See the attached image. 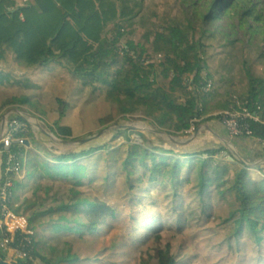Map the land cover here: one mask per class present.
Here are the masks:
<instances>
[{"label":"trees","instance_id":"1","mask_svg":"<svg viewBox=\"0 0 264 264\" xmlns=\"http://www.w3.org/2000/svg\"><path fill=\"white\" fill-rule=\"evenodd\" d=\"M234 1L188 0L190 9L186 10V16L165 24L161 31L155 32L154 50L164 56L158 64L147 59L141 42L127 41L120 45L107 39L110 24L125 30V21L136 14L130 7V0H0V86L12 88L23 83L13 80L11 70L5 65L12 53L24 70L56 67L76 79L81 93L91 97V102L98 97L110 109V113L102 118L104 124L119 117L120 120H127L129 116L143 112L156 129L185 135L195 125L193 121L208 111L203 106L206 99L203 88L208 81L203 78V73L211 74L207 67L204 39L213 38L215 31L204 29V36L197 38V24L203 28L219 19V11L226 12ZM119 2H122V7ZM249 17L254 18L255 24L249 23ZM242 27L247 31L250 46L254 38L258 47L264 45V19L261 15L255 17L251 11L245 12L240 18ZM240 44V39L229 40L226 44L232 50L229 54L234 61L238 60L235 51ZM159 79L170 80L174 89H166ZM249 81L248 108L256 111L260 105L264 109V78L249 75ZM188 83L201 91L198 97L194 96L191 100L187 97ZM31 102L32 99L15 95L5 101L4 107ZM65 113V110L60 113L61 119ZM215 118L221 122V115ZM15 121L25 122L23 118ZM248 129L251 138L245 141L253 142L251 139H255L264 144V123L249 121ZM26 130L29 132L31 129L27 126L19 130L20 138L29 137ZM131 133V130L119 132L107 144L82 152L58 156L47 148L53 156L52 161L28 155L27 177L36 180L37 185L45 179L63 180L70 184L69 198L58 199L56 206L38 213L46 217L59 213L58 218L43 226L46 231L50 230L54 235L94 234L109 218L115 217L113 206L92 198L85 188L99 176L92 169L90 158L98 152L116 148V140L123 135L128 140L126 148L110 152L112 157L106 160L104 172L107 173V180L120 175L131 187L150 192L151 198L146 205L153 210V215L145 227L152 230L155 241H160L163 234L176 236L204 220H216L224 230L225 241L231 246H241L246 240L256 246L262 245L264 179L254 178L248 167L240 162L234 161L236 167L233 168L227 166L220 157L225 152L233 158V152L216 146L186 153L156 146L145 147L131 142ZM55 134L62 140L70 141L73 130L59 120ZM37 141L32 139L31 143ZM24 147L14 142L11 149L25 151ZM2 156L6 163L7 152H3ZM186 157L187 160L183 161ZM8 177L16 181L15 189L24 186L13 172L3 174L0 186ZM48 189L51 187L48 186ZM229 198L237 203L236 207L226 216L219 215L216 210ZM14 210L21 213L19 208ZM33 221L30 219L32 226ZM1 237L0 234V241ZM0 258H6L2 251ZM77 260L79 257L71 254L61 258L64 262ZM16 264L51 262L36 250L31 258L17 260ZM140 264H154L152 250L141 252ZM156 264L198 262L196 258L181 261L171 251H163Z\"/></svg>","mask_w":264,"mask_h":264},{"label":"rangeland","instance_id":"2","mask_svg":"<svg viewBox=\"0 0 264 264\" xmlns=\"http://www.w3.org/2000/svg\"><path fill=\"white\" fill-rule=\"evenodd\" d=\"M139 3L140 6L137 5ZM119 4L122 7V2ZM130 7L135 10L136 14L125 21V30L114 27V23L110 24L107 29L108 41L118 42L120 45L127 41L141 42L145 46L147 59L150 62L160 64L164 60V56L154 50L155 32L161 31L165 24L168 25L181 16H186V10L190 9L188 0H130ZM202 9L204 11V7ZM249 11L255 17L261 15L263 20L264 0H236L226 12L219 11L218 16H221L219 19L203 28L197 24L199 27L196 32L197 38L204 36V29L215 31L213 38L204 39L207 46L206 62L211 76L206 71L203 76L212 83V91L203 102V106L208 111L203 113L202 117L194 120V127L185 135H173L166 130L157 129L154 131L155 125L143 112L131 115L127 120H120L119 117L113 122L104 124L102 118L110 113V109L105 107L98 97L92 99L91 102V97L81 93V87L76 83V79L71 78L62 69L56 67L48 70L43 69V67L30 71L24 70L18 65L12 53H10L5 65L11 70L12 79L23 83L12 88L0 86V134L8 114L13 111H22L31 114L44 123L55 136L56 124L59 120L62 125L71 127L73 136L69 142H78L102 131L116 130L108 138L102 140L97 138L78 147H73L72 144L56 147L48 140V144H51L46 143L49 146L48 149L58 156L59 154H68L69 150L82 152L107 144L116 134L127 130L132 131L131 142L145 147L156 146L183 153L201 151L211 146L227 150V145L223 146V141L213 131H207V127H212V130L216 127L219 129V119L215 117L223 114L230 107L238 106L239 102H245V98L249 95L247 92L251 88L249 75L254 78H264V45L258 47L256 45L257 39L254 38L250 46L246 38V29L240 28L241 16ZM208 12L209 10H207ZM248 20L249 23L255 24L253 17H249ZM234 39L242 40L240 48L235 51V55L238 57L237 61L232 60L229 54L232 53V50L226 46L229 40ZM244 59L247 61L245 62ZM159 81L166 89H174L170 80L159 79ZM217 87L219 88L218 91ZM191 88L188 89L187 96L190 100L194 96L198 97V93L201 92L199 90L196 94L194 87L191 86ZM15 95L32 99V102L21 106L4 107L5 101ZM64 110L66 112L65 117L61 119L60 113ZM222 110L224 111L221 112ZM211 117L215 119L209 121L208 118ZM19 118L21 117H11L8 122L13 123ZM132 123L149 125L154 133L160 135L161 139L163 135H167L173 138L192 137L193 140L189 143H179L173 147L163 143L164 141L157 140L155 136L150 137L139 126H127L128 124L132 125ZM18 124H22L23 128L30 127L29 132L28 130L25 131L29 136L27 139L30 143L32 139L38 140L37 143H31V146L24 147L25 151L22 152L24 157L23 171L20 174L15 173L17 181H22L24 186L16 188L13 207L19 208L20 212L24 213L29 220H34L32 224L35 232V245L30 258L33 252L37 250L51 264H140L141 252L150 249L154 255V264L158 262L159 255L163 251H171L181 261L196 258L198 264H264V242L261 246H256L252 241L246 240L241 246H231L225 241L224 230L217 224L216 220H204L201 224L193 225L176 236L163 234L160 241H155L151 234L152 230L145 227L153 215V210L146 205L151 198L150 192L143 191L139 187H131V184L120 175L107 180V173L104 172L106 160L112 157L110 152L114 149L126 148L125 144L128 143V140L123 135L116 140V148L98 152L90 158V163L93 165L92 169L99 176L92 185L85 188L92 198H98L113 206L116 210L115 217L109 218L104 223L105 225L100 226V229L94 234L86 232L81 235H54L52 231H46L43 226L58 218L59 213L55 212L50 217L40 216L38 213L56 206L58 199L69 198L68 188L70 184L63 180L49 181L45 179L37 185L36 180L27 177L26 161L29 154L50 161L53 160V156L44 146L46 144L39 140L29 122L25 120V122H18ZM197 131H199L198 134H196ZM234 143L244 157L252 159L260 158L254 151L255 146L257 144L261 147L264 146L260 141L250 144L251 142L243 139L242 141L236 140ZM259 146L257 147L259 148ZM223 154L225 155L220 158L225 160L227 166L233 168L236 165L234 161L239 163V157L234 153L232 155L234 159L225 152ZM182 160L186 161L187 157ZM248 169L254 178L264 179V165L257 168L248 166ZM48 186L51 187L50 190ZM236 205L237 203L229 198L227 202L219 205L216 212L221 216H226ZM198 215H201L200 211ZM0 251L6 254V258L3 259L4 262L16 264L18 259L10 257V250L3 251L0 244ZM69 254L78 256L79 260L76 262L61 261V258H65Z\"/></svg>","mask_w":264,"mask_h":264},{"label":"built area","instance_id":"3","mask_svg":"<svg viewBox=\"0 0 264 264\" xmlns=\"http://www.w3.org/2000/svg\"><path fill=\"white\" fill-rule=\"evenodd\" d=\"M190 85L191 84L188 83V89H192L191 86L194 87L197 94L198 90H196L195 86ZM211 91L212 83L207 81L203 88L205 97L210 95ZM246 99L245 102H239L238 106L230 107L221 114V121L227 128L228 134L232 137L251 138V131L248 129L249 121L264 123V109L262 106L258 105L256 111H251L247 106L249 95ZM22 128V124L13 121V123L11 122L9 125L8 132L0 137L1 143L4 144L2 153L7 152L8 155L5 163L6 173L13 172L20 174L23 171V149L19 148V151H12L11 149L16 140L19 146H26V139L19 137V130ZM191 129L187 131V133L190 132ZM15 195L16 189L14 179L8 177L0 186V234L2 235L0 244L3 251L6 249L10 250L11 258L25 260L30 258L34 249L35 232L30 224L29 218L14 210Z\"/></svg>","mask_w":264,"mask_h":264},{"label":"bare ground","instance_id":"4","mask_svg":"<svg viewBox=\"0 0 264 264\" xmlns=\"http://www.w3.org/2000/svg\"><path fill=\"white\" fill-rule=\"evenodd\" d=\"M21 117L23 119H25L27 122H29L34 131L36 132L39 140H41L44 144H48V140L51 141L53 144L56 145V147H60V146H63L64 144L62 143H59L57 140H56V137L55 135L53 134V132H51L48 127L42 123L41 121H39L38 119L34 118L31 114H28V113H25V112H22V111H13L11 112L10 114H8V116L6 117L4 123H3V130H5V127L7 125V122H8V119L11 118V117ZM127 126H139L144 132L147 133V135H149L150 137L151 136H155L157 140L167 144V145H172L173 147L178 145L179 143L182 144V143H186V142H191L193 140L192 137H189V138H173V137H170V136H167V135H163V138L161 139L160 135L159 134H156L154 133L153 129L147 125V124H142V123H132L131 124H128ZM203 130V129H202ZM207 131H213L215 133V135L221 140L223 141L224 145H227L226 147L232 151L236 156H238L240 158V160L246 162L249 166H252V167H261L264 165V146L261 147L259 146L258 144L255 146L256 149H254V151L259 155L260 158H257V159H252V158H247V157H244L242 155V152L241 150L237 147V145L234 143L233 139L232 138H228L226 137L219 129L217 128H214L212 130V127L208 126ZM204 130V131H206ZM116 132V130L114 129H110L108 131H105L104 134H102L99 139L102 140V139H105V138H108L110 136H112V134H114ZM167 141V142H165ZM253 142H251L250 144H252ZM46 144V145H47ZM48 145H51V144H48ZM259 146V148L257 147ZM49 147V146H48ZM54 147V148H56ZM72 151L69 150L67 153H71ZM59 155H63V154H59ZM256 171V170H254Z\"/></svg>","mask_w":264,"mask_h":264},{"label":"water","instance_id":"5","mask_svg":"<svg viewBox=\"0 0 264 264\" xmlns=\"http://www.w3.org/2000/svg\"><path fill=\"white\" fill-rule=\"evenodd\" d=\"M156 130H157V129H155L154 131H156ZM104 132H105V131H102V132H100V133H98V134H96V135L88 136V137H86V138H84V139H82V140H80V141H78V142H69V141L62 140V139H60V138H58V137H56V136H55V137H56V140H57L59 143H62V144H72L73 147H78V146H81V145H84V144L90 142L91 140H94V139L99 138L102 134H104ZM198 133H199V131L196 132V134H198ZM196 134H195V135H196ZM251 140H252L253 142L258 143L255 139H251ZM25 145L28 146V147L31 146V143H30V141H29L28 139L25 141ZM3 147H4V144L1 143V139H0V153H1L2 150H3ZM72 152H73V151H72ZM238 160H239L240 163L244 164L245 166H247V167L249 166L246 162L240 160V158H238ZM0 264H9V263L4 262L3 259L0 258Z\"/></svg>","mask_w":264,"mask_h":264},{"label":"crops","instance_id":"6","mask_svg":"<svg viewBox=\"0 0 264 264\" xmlns=\"http://www.w3.org/2000/svg\"><path fill=\"white\" fill-rule=\"evenodd\" d=\"M224 110H222L221 112H223ZM222 122V121H221ZM220 122V120H219V130L226 136V137H228V138H232L233 139V141L234 142H236V140H240V141H242V139L243 140H245L246 138H235V137H231L229 134H228V131H227V128L225 127V125L223 124V123H221ZM9 124H10V122H7V125H6V127H5V130H2V132H1V134H0V137L4 134V133H6V132H8V129H9ZM221 126V127H220ZM224 129H223V128ZM217 128V127H216ZM218 129V128H217ZM44 146H46L47 148H48V146L47 145H44ZM223 146H224V144H223ZM25 147H28V146H25ZM3 156H2V152L0 153V168H1V170H0V180H1V178L3 177V174L6 172L5 171V169H6V166H5V163L3 162V158H2ZM16 192H17V189H16ZM19 200V199H18Z\"/></svg>","mask_w":264,"mask_h":264}]
</instances>
